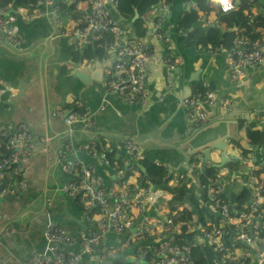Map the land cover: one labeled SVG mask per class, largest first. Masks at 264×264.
I'll return each instance as SVG.
<instances>
[{
  "label": "built area",
  "instance_id": "1",
  "mask_svg": "<svg viewBox=\"0 0 264 264\" xmlns=\"http://www.w3.org/2000/svg\"><path fill=\"white\" fill-rule=\"evenodd\" d=\"M85 1L86 13L79 24L75 23L69 31L60 28L57 18L59 12L53 0H35L32 6L27 7L12 8L9 3L0 5V32L4 35L5 43L19 51L21 41L11 23L17 17L28 22L46 16L54 19L53 25L58 36L75 37V48L80 52L89 44L105 42L106 51L115 53V61L111 68L104 71V92L116 94L126 105H143L149 96L146 88L149 67L162 62L169 72L168 79L171 80L170 71L180 65V59L162 55L164 47L172 48L169 36L162 31L163 20L160 17L155 19L150 33V47L147 48L140 40L126 37L110 13L111 10L117 13L118 0ZM207 3L215 6L220 13H227L235 8L233 0H207ZM222 3H227L228 6L225 7ZM41 6L48 10H41ZM168 6V3L160 2L150 9V13L155 16L160 11H166ZM256 6L264 14V0L257 3L249 0L246 14L250 22L258 13ZM253 27L254 31L250 34L236 37L234 47L228 52L229 79L232 82L244 76L245 68L264 64V29L259 28L257 22H254ZM253 33H258L260 37L252 38ZM5 91L6 89L0 90V94ZM216 102V94L202 83L194 93L182 99L180 104L188 109L187 117L193 119L196 116V126H201L206 115L200 105L212 107ZM78 103L76 106L82 107ZM229 103V99L220 101L222 106ZM87 118L86 111L82 115L71 112L63 119L67 128L66 142L61 145L57 157L61 161V172L67 176L59 194L75 199L90 226V232L78 237L80 254L60 251L52 245L67 246L77 238L68 235L53 221H47L44 238L51 243V248L45 254L31 255L22 264H84L81 255L85 254L93 260L96 247L105 243L107 234L117 237L99 255V260H110L113 264H196L197 252L202 249L212 252L213 264H264V170L261 164L255 163L252 153L239 158L245 180L234 176L237 180V192L229 190L233 176L226 181L225 169H222V173L219 171L215 176H205L201 180L200 175L204 171L201 158L196 156L195 160L190 161L189 168L198 178L203 193V197L196 195L194 202L178 201L175 192L155 188L142 175L143 172L127 159L121 160L124 170L112 168L115 171L114 179L105 187L92 165L67 161L68 156L84 151L99 157L109 166L105 152L110 146L105 145L104 151L97 153L96 140L91 137L92 134L96 135V132H92L95 130V123H85ZM75 123L81 126L78 132L72 129ZM9 130L0 127V182L6 180L8 193L13 195L16 192L15 175L18 174L22 150H27L22 156L25 158L36 142L44 149L51 137L43 136L35 140L25 123H19L13 134ZM122 145L131 160H143L140 145L134 139L126 138ZM260 154L264 160V150ZM173 177L178 185L180 177ZM192 183L196 184V181ZM241 191L247 192L248 198H239ZM203 208L210 215L205 224L200 222V211ZM120 259L124 263L119 262Z\"/></svg>",
  "mask_w": 264,
  "mask_h": 264
},
{
  "label": "crops",
  "instance_id": "2",
  "mask_svg": "<svg viewBox=\"0 0 264 264\" xmlns=\"http://www.w3.org/2000/svg\"><path fill=\"white\" fill-rule=\"evenodd\" d=\"M193 3V0H172L170 4L168 3V9L165 11V28L173 36L174 42L180 31L178 24L183 15L194 10L195 6L198 22H200L198 27L210 35L213 34L215 28L225 31L222 29V25H219V11L217 9L216 15L215 6L206 3L210 9L200 12L199 5L203 3L199 1ZM54 4H58V6L65 4L64 10L59 11L58 17L60 28L64 31H69L75 23L79 24L81 17L87 11L85 0L77 3L76 0H62L59 3L54 0ZM209 11L212 14H209ZM117 15L122 23L128 22L132 25L140 39L145 37L147 31L145 29L144 35L139 36L135 21L139 17L142 18L145 21L144 27H146V24L153 19L150 10L143 16L138 14L133 23L130 21L134 16L128 20L120 16L118 12ZM37 20L39 21L33 23L24 35L26 43L29 45L28 48L20 53L15 52L5 43L4 35L0 32V87L6 88L10 93L8 102L0 106V127L11 129L16 128L19 123H25L35 140L43 136L51 137L49 144L44 149L39 142H36L30 154L25 158L22 156L27 150H22L18 174L15 175L18 178L15 181L18 191L11 195L8 193V186H6L4 195L0 196V264H22L33 254L48 252L51 243L44 238L47 221H53L74 238L88 235L90 232V226L75 199L59 194L61 185L67 180L66 173H62L60 170L61 161L57 157L58 152L61 151V145L66 142L67 128L63 123V115L73 112L70 105L74 103L75 106L78 101H74L69 94L75 86L69 82L63 83L62 78L57 74V68L63 66L66 67L67 73H75L74 67L80 64V57L82 66H87L91 61L94 63L95 57L90 60L85 59L83 53H79L72 45L73 37L58 36L57 29L49 18ZM123 31L128 37L124 29ZM173 47L172 43V49ZM176 50L179 55L191 59L193 62L198 59L194 54H202L203 51L199 46L195 48L194 53L181 46H177ZM228 52L220 49L214 51V49L208 48L204 53L210 57L209 62L213 61L215 57L224 58L225 72L229 78ZM108 58L106 53L96 59L105 62ZM177 58L180 59L181 64V57ZM199 66L200 61L194 63L195 69ZM219 66L222 68V65ZM164 68L166 67L162 62L149 67L147 84H152L154 81L161 83L160 74ZM105 69H109V67ZM229 81L232 82L230 79ZM200 84L202 83L199 81L187 83L180 81L178 83L173 80L172 82L175 92L178 95H186V97L194 93ZM187 85L189 89L184 87ZM211 88L214 92L212 85ZM93 92V89H88L86 93H89L88 98H94ZM111 97L113 99L106 102V107L100 108L101 113L95 120L96 126L92 132H96V135L92 134L91 136L94 141L98 137L102 138L108 145L114 144V148L122 154L124 148L121 143L126 138H132L140 145L142 156L146 160L169 167L172 174H176V170H183L184 166H187L191 157L188 154L193 152L192 147L197 148L198 141L191 140L188 136V122L182 114L175 116L172 112L166 113L169 111V107L162 106L157 102L151 103L149 101L150 94L146 103L140 105L142 106L140 112L125 109L117 97ZM226 99L230 100L231 98L223 97L220 98V101ZM99 100L88 99L86 103L94 108L96 104H99ZM153 107H156L157 110H154ZM151 109L153 111H150ZM252 118L256 120V117ZM260 122L264 124L263 117ZM204 124L211 126L213 136L224 135L223 138H228L229 135L237 134L239 140L248 143L244 130L236 133L233 121L216 122V119L207 114L202 126ZM79 127L81 126L75 123L72 129L78 132ZM225 142L230 143L231 139L228 138ZM229 145L235 147L239 152L234 154L229 151L230 154L239 158L242 154L244 155L242 148H238L234 144ZM37 148L39 149L37 150ZM89 156L97 157L84 151H77L68 156L67 161L87 164L91 159ZM116 156H118L117 153ZM235 166V169L232 168V170L237 172L238 165Z\"/></svg>",
  "mask_w": 264,
  "mask_h": 264
},
{
  "label": "water",
  "instance_id": "3",
  "mask_svg": "<svg viewBox=\"0 0 264 264\" xmlns=\"http://www.w3.org/2000/svg\"><path fill=\"white\" fill-rule=\"evenodd\" d=\"M58 3L62 0H57ZM73 3V2H72ZM56 4V3H55ZM58 6V4H57ZM41 10L46 11L48 8H45V6L40 7ZM189 12V11H188ZM86 13V12H85ZM110 13L113 15L114 19L116 20L118 26L122 27L127 36L130 39L133 40H140L147 48L150 47V33L153 29V23L156 18L160 17L163 20V27L162 31L165 35H168L171 42L174 44L173 49H167L164 47L162 51L163 57H181V64L174 69L173 71H170L172 74V79H168V71L166 68L162 69V72L160 74V78L162 79L161 83L159 81H154L152 84H146L147 91L150 94L149 101L151 103L157 102L158 104H161L162 106L166 105L169 107V112L174 113L175 116L182 114L184 118L188 122V128L187 131L188 136H190L191 140L198 141L197 148L194 149L192 147L193 152L191 151L188 156L197 155L202 160V166L203 169L211 165L212 167L218 169H225L227 171V176L225 177L226 181L230 179L231 176H237L240 177V179L243 181L245 180V176L243 175V165L240 161L239 157L230 154L229 149L233 147L232 142H238L241 146L242 150L246 151L247 153H252L254 155L255 163L261 164L264 170V161H262V155L259 153L261 149H264L263 146H254L247 142H244L242 140H239L237 134L235 135H229L228 138L231 139L230 143H226L225 141L228 138H223L224 135H212V129L211 126L204 124L203 126H196L197 118L196 116L193 119H189L187 117L188 109L184 108L180 101L186 97V95H178L175 90L174 86H172L173 80L176 82H192V81H199L201 83L206 84L208 87H211V85L214 88V92L217 96V102L214 106L209 107L206 104H201L200 107L207 115H211L212 118L216 119V122H228L233 121L235 122L236 127V133L238 131L244 130L246 133L247 130H255V129H262L264 130V124H262L261 117L264 118V64L260 67H251V68H245L244 69V76L235 81L230 82L228 75L226 74V65L224 64V58H213L212 64H210L209 59L210 57L205 54L206 48H203L202 54H194L196 58H198L195 62H193L191 59L185 58L182 55L178 54V51L176 50L177 46H181L185 49L190 50L192 53L195 52L194 46H187L183 43V39L187 38L190 33L199 30L206 32L201 27H198L200 22L194 23L188 30L181 29L178 34L176 35V41L174 42L173 36L170 35V32L167 28H165V17L166 12L160 11L155 16H153V19L146 24V35L144 38L140 39L137 34L134 32L133 27L130 23H122L120 18L118 17L117 13L114 11H110ZM134 17L130 21L133 23L137 17L138 13L137 10H134ZM39 18H45L46 16H41ZM35 18L28 22L23 21L20 19V17H17L16 20L11 23V26L16 28V35L19 37L21 41L20 50L15 52L20 53L23 52L28 48V44L26 43V38L24 35L27 33V31L31 28L32 24L39 21ZM50 19V18H49ZM53 20L54 19H50ZM56 34L57 30H56ZM75 37L72 39V45H74L75 48ZM190 47L186 48L185 46ZM76 49V48H75ZM78 51V50H77ZM80 53V51H78ZM108 59L105 62H100L98 59L95 58L94 63L89 62L87 66H82L81 62L82 59L80 57V64L75 66L74 69L76 70L75 73H67L66 67H59L57 68V74L62 78L63 83H71L75 87L70 92V96L74 101H78L83 108L87 111V121L85 123H88V121H93L96 126V118L101 113L99 110L100 108L106 107V102L108 100H112L115 96L118 98L119 103L127 110H134L140 112L141 107L140 105H126L124 104L120 98L116 94H106L102 88V83L104 81L103 76V70H105L106 67H111L113 60L115 61V53L113 51H107ZM197 61H200V66L195 69L194 63ZM222 65V68L219 66ZM92 71V73H90ZM100 76V77H99ZM180 80V81H179ZM147 82V81H146ZM65 85V84H64ZM66 86V85H65ZM177 88V85H175ZM189 89V86H184ZM3 87H0V89ZM69 88V87H68ZM88 89H93V96L94 98H88L89 93ZM74 92V93H73ZM189 95V94H188ZM187 95V96H188ZM109 96V97H108ZM223 97H230V103L226 106H222L220 104V98ZM10 99V93L4 92L3 94H0V106L2 104H5ZM88 99H100L99 104L95 105L94 108L88 105L86 102ZM154 110H157L156 107ZM152 108V109H153ZM116 109V108H115ZM150 111H153V110ZM70 112H67L63 115L65 118ZM157 114V112H155ZM256 117V120L252 117ZM239 121V123H238ZM241 122L244 123V125H240ZM7 127V126H6ZM239 129V130H238ZM15 128H11L9 132L11 134L14 133ZM185 131V130H183ZM122 145V143H121ZM111 150H113L115 153L118 154V160L121 159H127L129 160V163L131 165L136 166L141 171H144V168L141 164H138L137 162L130 159V156L126 153L125 149L122 151L121 154L118 150L114 148V144L111 146ZM123 147V145H122ZM124 148V147H123ZM189 148V147H188ZM39 148H37L38 150ZM190 149V148H189ZM191 150V149H190ZM189 150L187 149V152ZM90 157V156H89ZM190 157V158H191ZM213 157H216L218 162H213ZM89 163L86 165H92L95 168V172L97 175L101 177L103 180V183L105 187H108L110 182L114 179L115 171L114 169L110 168L109 166L105 165L99 157H90ZM189 158V157H188ZM152 162V161H151ZM82 163V162H81ZM154 163V162H153ZM85 164V163H83ZM233 165H238V171L235 172L232 170ZM169 171L168 174H171L172 171L168 167ZM178 176L181 175H187L186 183L189 184L188 186V198L191 194L197 193L200 197H203V193L199 187V182L195 174L188 170V166H184L183 170H176ZM107 174V175H106ZM192 180L196 181V184H191ZM6 181L0 183V196L4 195V189L6 187ZM16 191H18L17 188H15ZM116 235L114 234H107L105 243L96 247L95 249V257L93 260H90L89 257H87L85 254L81 255L82 262L84 264H113L110 260H99V255L104 253L106 251V248L114 242V239H116ZM55 249H58L60 251H66L71 252L73 254H80L81 248L79 246V239L77 238L74 243L63 246L61 244H53L52 245Z\"/></svg>",
  "mask_w": 264,
  "mask_h": 264
},
{
  "label": "trees",
  "instance_id": "4",
  "mask_svg": "<svg viewBox=\"0 0 264 264\" xmlns=\"http://www.w3.org/2000/svg\"><path fill=\"white\" fill-rule=\"evenodd\" d=\"M83 0H76L77 2H82ZM191 1V0H188ZM194 3L199 1L200 3L206 2L207 0H193ZM261 0H255V2H259ZM160 2L171 3L172 0H118V7L117 12L120 16L131 19L134 16V9H137V12L140 16H143L145 13L148 12L153 6L157 5ZM11 4L12 8H16L17 6H32L35 3V0H0V5L4 4ZM193 3V4H194ZM235 5L234 10L229 11L227 13H220L218 12L219 18V25H222V31L219 28L213 29V34H207L206 32L196 30L187 38H184L182 41L187 46H194L196 47H203V48H210V49H220L223 51H230L234 47V40L237 36L241 34H250L254 31V22H257L258 27L264 29V14L261 11L260 7L258 8V13L253 16L252 22L247 18V9L249 6V0H233ZM65 8V4L59 5V11H63ZM198 14L196 10H191L185 13L178 24V30H188L194 23H196L198 19ZM135 27L138 29L139 36H143L145 33L146 27L145 21L142 18H138L135 21ZM252 38H259L258 33H253ZM83 56L85 59L90 60L92 58H99L100 55L106 54L107 51L105 49V42H95L93 44H89L85 46L82 50ZM104 56V55H103ZM211 88V87H210ZM212 89V88H211ZM72 107V111L76 114L82 115L86 111L82 107L74 106V103L70 105ZM240 125H244L241 122ZM246 138L248 139V143L254 146H263L264 145V130L262 129H255V130H247L246 129ZM96 151L97 153H101L104 151V146L106 145L105 140L99 137L96 139ZM234 146L241 148L237 142H232ZM245 154H248L246 151H242ZM106 158L108 159V165L110 168H115L118 170H124V166L121 160H118V156L116 153L109 149L105 152ZM243 155V154H242ZM144 168V172L142 175L150 180L155 188H162L170 193H176V198L178 201L189 200L191 202L196 201L194 193L190 195L188 198V188L186 179H183L179 182L176 187H169L167 185L168 181V171L163 168V166H156L155 163L146 160L145 158L138 162ZM218 170L212 167L211 165L206 166L203 174H201V180L205 176H215ZM9 181V180H8ZM16 181V180H15ZM13 183V181H10ZM247 196V192L241 191L239 198H244ZM208 218H210L209 212L206 208H203L200 211V222L206 223ZM196 264H213V254L209 249H202L197 252L195 258Z\"/></svg>",
  "mask_w": 264,
  "mask_h": 264
},
{
  "label": "rangeland",
  "instance_id": "5",
  "mask_svg": "<svg viewBox=\"0 0 264 264\" xmlns=\"http://www.w3.org/2000/svg\"><path fill=\"white\" fill-rule=\"evenodd\" d=\"M212 6H213V5H212ZM211 8H212V7H211ZM213 8H215V7H213ZM209 9H210V7L207 6L206 2H203V4L199 5V11H200V12H206V11H208ZM215 9H216V10H215V13H216V15H217V8H215ZM209 14H212V12L209 11ZM60 25H61V24H60ZM237 37H238V36H237ZM235 39H236V38H235ZM207 49H208V48H207ZM207 49H206V50H207ZM214 51H215V50H214ZM229 151H230L231 153H234V154L239 153V152L237 151V149H231V148H230ZM213 162H218V160H217L216 157H213ZM235 167H236L235 165L232 166L233 169H235ZM220 172L222 173L223 171L220 170ZM262 184L264 185V179H262ZM167 185H168L169 187H176V186H177V182H176L175 178L172 177V178L168 179V181H167ZM229 190H230V191H233V192H237V191H238L237 180H236L235 177L232 178V185L230 186ZM119 262L124 263L123 259H120Z\"/></svg>",
  "mask_w": 264,
  "mask_h": 264
},
{
  "label": "clouds",
  "instance_id": "6",
  "mask_svg": "<svg viewBox=\"0 0 264 264\" xmlns=\"http://www.w3.org/2000/svg\"><path fill=\"white\" fill-rule=\"evenodd\" d=\"M53 2H54V0H53ZM222 4H224V6L225 7H227L228 5H227V3H222ZM54 6L55 7H57L58 8V6L57 5H55L54 4ZM58 12H59V9H58ZM58 17H59V13H58ZM57 17V18H58ZM21 19V18H20ZM59 20V19H58ZM104 76V75H103ZM105 79V78H104ZM104 82V81H103ZM103 88V87H102ZM4 89H6V88H1L0 90H4ZM5 92H9V91H5ZM76 103H78V102H76ZM76 105V104H75ZM85 109V108H84ZM86 110V109H85ZM106 145H108L107 144V142H106ZM108 146H110V145H108ZM110 149H111V147H110ZM264 149H261L260 151H263ZM260 151H259V153H260ZM249 154V153H248ZM197 155L195 154V155H193L191 158H190V160H189V162H188V164H187V166H188V170H191L190 168H189V163H190V161H193V160H195V157H196ZM143 159H144V157H143ZM122 160V159H121ZM262 160V159H261ZM102 161V160H101ZM262 161H264V160H262ZM138 163V162H137ZM18 165H19V163H18ZM155 165L156 166H163V165H160V164H158V163H155ZM16 166H17V164H16ZM203 167V166H202ZM163 168L164 169H166V171H169V169L166 167V166H163ZM206 168V167H205ZM205 168H204V170H205ZM221 169H218V171L217 172H219ZM143 172V171H142ZM204 172V171H203ZM173 176H176V177H180V181L181 180H183V179H187V175H181V176H178V174L176 173V174H169L168 175V179H170V178H172ZM201 176V175H200ZM226 176H227V174H226ZM225 176V177H226ZM232 177V176H231ZM230 177V178H231ZM234 177V176H233ZM18 178L15 176V180H17ZM198 179V178H197ZM6 181V180H5ZM192 181H194V180H192ZM4 182V181H3ZM7 182V181H6ZM199 182V181H198ZM191 184H193L192 182H191ZM187 185V188H188V186H189V184H186ZM6 186H7V183H6ZM17 188V187H16ZM194 195H195V198H196V195H198L197 193H194ZM198 197H199V195H198Z\"/></svg>",
  "mask_w": 264,
  "mask_h": 264
}]
</instances>
